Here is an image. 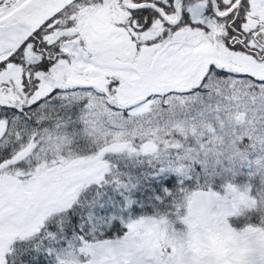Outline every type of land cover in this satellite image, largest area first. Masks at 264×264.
Instances as JSON below:
<instances>
[{
	"label": "snow or ice",
	"instance_id": "6c2138e0",
	"mask_svg": "<svg viewBox=\"0 0 264 264\" xmlns=\"http://www.w3.org/2000/svg\"><path fill=\"white\" fill-rule=\"evenodd\" d=\"M0 264H264V0H0Z\"/></svg>",
	"mask_w": 264,
	"mask_h": 264
}]
</instances>
